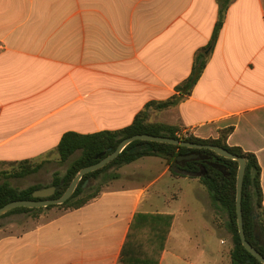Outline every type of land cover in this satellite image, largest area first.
<instances>
[{
    "label": "crops",
    "instance_id": "crops-1",
    "mask_svg": "<svg viewBox=\"0 0 264 264\" xmlns=\"http://www.w3.org/2000/svg\"><path fill=\"white\" fill-rule=\"evenodd\" d=\"M220 4L0 0V171L24 160L61 161L57 147L66 133L123 129L147 103L177 94L197 54L213 39ZM206 53L192 94L155 112L152 121L201 139H217L232 128L228 145L256 155L264 191V0H232ZM158 158L164 163L156 166ZM141 160L147 164L134 165ZM190 179L173 174L164 158L145 156L108 169L92 184L88 180L86 187L101 190L80 208L3 214L0 264H122L127 239L129 263L142 257L144 250L136 246L144 240V248L148 238L138 223L129 241L139 213L175 216L159 264H217L218 259L205 260L211 249L195 255L176 234L179 182ZM31 186L53 185L15 187Z\"/></svg>",
    "mask_w": 264,
    "mask_h": 264
},
{
    "label": "trees",
    "instance_id": "trees-1",
    "mask_svg": "<svg viewBox=\"0 0 264 264\" xmlns=\"http://www.w3.org/2000/svg\"><path fill=\"white\" fill-rule=\"evenodd\" d=\"M219 1L221 3L220 16L215 27L213 39L209 46L203 48L197 54L192 73L184 82L176 87L177 94L164 101H151L147 103L144 109L136 115L133 123L123 129L117 131H103L94 134L68 132L62 137L57 147L60 160L66 162L78 151H80V155L72 161L67 172L63 176H59L58 173H55L52 185L57 187V190L51 198H60L81 169L98 163L100 160L113 153L124 139L135 135L149 134L166 136L197 144L217 145L246 160L242 200L244 229L247 240L264 256V191L261 184L262 168L256 155L245 151L241 147H231L228 145L227 140L233 131L232 128L222 130L217 139H201L194 135L190 137H179L177 135L179 132L177 126L152 121V116L155 112L177 106L186 96L191 95L194 87L201 78L209 57V53H206V51L212 49L214 46L224 23L225 12L232 0ZM191 153L198 154L199 158L190 161L177 160L178 156L189 155ZM145 156H159L164 158L168 164L171 165L172 172L175 175L197 178L209 191L213 204L216 207L226 210L228 215L227 229L232 234L233 241V247L230 252L231 264H262L244 247L239 233L236 211L239 162L222 157L209 149H194L180 145L144 140L133 141L118 157L106 166L85 174L78 184L73 196L68 201L60 205H51L46 208L57 206L68 209L84 206L90 200L97 197L101 190L98 186L83 188V184L87 180L97 178L100 174L112 167L129 164ZM221 167H224V171L221 170ZM41 168L42 163L35 164L30 160H24L14 164L11 170L0 171V208L13 201L35 200L32 194L39 186L18 189L12 186L8 182V179L16 177L22 178L38 172ZM43 209L44 207H18L10 210L4 215L20 210L32 211ZM174 220L175 216L172 214H137L133 220L128 238L130 241L132 234H134V228H136L138 223H141V227L143 231L147 232L148 238L144 248V240H141L136 248L137 250H144V254L141 258L135 256L134 261L128 263V260H126V249L129 245L127 239L123 249L122 264H159ZM153 235L155 237L154 241Z\"/></svg>",
    "mask_w": 264,
    "mask_h": 264
},
{
    "label": "rangeland",
    "instance_id": "rangeland-1",
    "mask_svg": "<svg viewBox=\"0 0 264 264\" xmlns=\"http://www.w3.org/2000/svg\"><path fill=\"white\" fill-rule=\"evenodd\" d=\"M79 155L80 151L66 162L53 160L49 164H46V162L35 163H42L43 169L41 168L42 171H40L41 169L39 170L40 173H36L30 179L9 178L8 182L14 187L17 185L27 186L35 182L51 183L53 182L55 173L63 176L72 161ZM158 159L156 161L162 162L156 163V166L164 163V160ZM146 164V160H141L134 165ZM89 184H92V179ZM179 184L177 199L175 200L176 206L174 208L178 212L176 234L179 235L180 242H182L184 247L193 249L195 255L206 247L211 249L205 255V260L207 261L218 259L217 264H231L230 252L233 247V241L232 234L227 229L228 215L226 210L224 208L216 209L212 200L207 198L209 191L197 178L179 182ZM211 212L213 214L212 219ZM224 238L226 239L223 245L221 244V239Z\"/></svg>",
    "mask_w": 264,
    "mask_h": 264
},
{
    "label": "water",
    "instance_id": "water-1",
    "mask_svg": "<svg viewBox=\"0 0 264 264\" xmlns=\"http://www.w3.org/2000/svg\"><path fill=\"white\" fill-rule=\"evenodd\" d=\"M136 140H144L149 142H157V143H167V144H173V145H180L188 148H194V149H209L217 153L218 155L225 157L227 159L236 160L239 162V169L237 174V196H236V211H237V218H238V227H239V233L242 240V244L244 247L253 255L255 256L262 264H264V256L247 240L245 229H244V220H243V209H242V200H243V186H244V177L246 172V160L245 158L233 154L229 150L217 146V145H205V144H197L192 143L185 140H179L172 137H166V136H155V135H149V134H141V135H135L129 138L124 139L118 146V148L111 153L110 155L106 156L102 160H100L98 163L85 167L79 171V173L76 175V177L73 179L65 193L60 197L53 199L51 198L56 190L57 187L50 186L44 189H39L33 192L32 196L35 198V200H18L13 201L2 208H0V216L3 214H6L12 209L18 208V207H27V208H41V207H48L51 205H60L68 201L74 194L78 184L80 183L83 176L87 173L96 171L104 166H106L108 163H110L112 160H114L116 157L119 156V154L133 141ZM199 155L196 153H191L189 155H183L178 156V161H190L194 159H198ZM221 170L224 171V167H221ZM88 184V180L83 184V188H85Z\"/></svg>",
    "mask_w": 264,
    "mask_h": 264
},
{
    "label": "built area",
    "instance_id": "built-area-1",
    "mask_svg": "<svg viewBox=\"0 0 264 264\" xmlns=\"http://www.w3.org/2000/svg\"><path fill=\"white\" fill-rule=\"evenodd\" d=\"M177 135L179 137H190V136L194 135V133L192 131H190V130H188V131H179L177 133Z\"/></svg>",
    "mask_w": 264,
    "mask_h": 264
}]
</instances>
